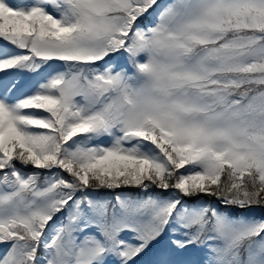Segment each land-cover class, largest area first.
Instances as JSON below:
<instances>
[{"label":"snow or ice","instance_id":"snow-or-ice-1","mask_svg":"<svg viewBox=\"0 0 264 264\" xmlns=\"http://www.w3.org/2000/svg\"><path fill=\"white\" fill-rule=\"evenodd\" d=\"M0 264H264V0H0Z\"/></svg>","mask_w":264,"mask_h":264},{"label":"trees","instance_id":"trees-1","mask_svg":"<svg viewBox=\"0 0 264 264\" xmlns=\"http://www.w3.org/2000/svg\"><path fill=\"white\" fill-rule=\"evenodd\" d=\"M255 210H256V213H255V215L259 216V215H261V214H262V212H261V210H260V209H255Z\"/></svg>","mask_w":264,"mask_h":264},{"label":"rangeland","instance_id":"rangeland-1","mask_svg":"<svg viewBox=\"0 0 264 264\" xmlns=\"http://www.w3.org/2000/svg\"><path fill=\"white\" fill-rule=\"evenodd\" d=\"M9 3H16V0H9ZM256 213V210H254V214Z\"/></svg>","mask_w":264,"mask_h":264}]
</instances>
